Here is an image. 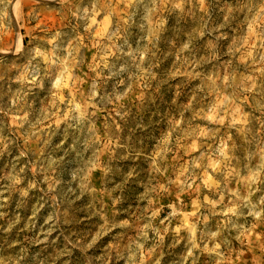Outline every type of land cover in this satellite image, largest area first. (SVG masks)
Returning <instances> with one entry per match:
<instances>
[{"label": "rangeland", "instance_id": "374dc122", "mask_svg": "<svg viewBox=\"0 0 264 264\" xmlns=\"http://www.w3.org/2000/svg\"><path fill=\"white\" fill-rule=\"evenodd\" d=\"M0 264H264V0H0Z\"/></svg>", "mask_w": 264, "mask_h": 264}]
</instances>
